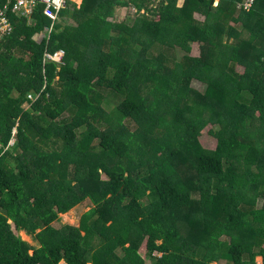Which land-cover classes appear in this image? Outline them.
<instances>
[{"label": "trees", "instance_id": "obj_1", "mask_svg": "<svg viewBox=\"0 0 264 264\" xmlns=\"http://www.w3.org/2000/svg\"><path fill=\"white\" fill-rule=\"evenodd\" d=\"M182 1H69L56 24L43 4L10 14L0 264H264V0ZM96 87L123 100L108 111ZM87 200L80 226L53 225Z\"/></svg>", "mask_w": 264, "mask_h": 264}, {"label": "rangeland", "instance_id": "obj_2", "mask_svg": "<svg viewBox=\"0 0 264 264\" xmlns=\"http://www.w3.org/2000/svg\"><path fill=\"white\" fill-rule=\"evenodd\" d=\"M159 1L160 0H152V3L154 4V6H157L159 4ZM217 3H218V0L215 1V6L217 5ZM115 10H116V18H119L120 20H124V21L127 19H132L137 14L136 10L134 8H130V7H128V8L121 7V8H117ZM195 16L199 20L203 19L198 14H196ZM111 19H113V17ZM236 28L238 29L239 26H236ZM37 38L40 39V37H37ZM199 53H200V45L198 43L193 44L192 45V52L190 55L199 56ZM177 56H178V58H181L183 56V53L180 51L177 53ZM236 70H237V72H241L242 67L237 66ZM191 87L193 89L194 94H197V92L200 94H203L205 92V89H206L205 84H202L196 80L192 81ZM92 93L94 94V96L96 98L101 99L100 103H103L104 108H106L108 111H112L123 100V97L121 95H118V94L114 93L113 91H111L110 89H107L105 87H99V88L96 87L95 89H93ZM127 125H129V127H131V129L135 128V124L132 122L128 121ZM199 139H200L202 145L206 148L213 149L217 145L216 137L214 135L209 134V132L207 130H204L202 132ZM13 142L14 141H12L11 143H13ZM93 207H94V205L89 200H87L86 202L77 206L75 209L69 211L68 213L61 214L59 221L55 222L53 225L57 228H59L63 225L80 226L82 216L85 213H87L88 211H90V209ZM18 234L20 235V237L24 241L28 242L30 245H32L34 247H39V244L33 239V237L31 235H27L25 231H20ZM120 251H121V249L118 250L119 253H120ZM141 253L144 256L146 255L147 250H146L145 245L142 247ZM255 260H256V264H261V257L260 256H257L255 258ZM60 264H65V263L61 262ZM149 264H151V262H149ZM222 264H226V262L223 261Z\"/></svg>", "mask_w": 264, "mask_h": 264}, {"label": "built area", "instance_id": "obj_3", "mask_svg": "<svg viewBox=\"0 0 264 264\" xmlns=\"http://www.w3.org/2000/svg\"><path fill=\"white\" fill-rule=\"evenodd\" d=\"M72 1L76 3V0H8V2L0 7V38L5 33H10L13 28L11 26L10 14L15 13L17 15L25 16L30 18L33 11L39 4L44 5V15L53 21L54 24L59 20V12L65 9L68 2ZM255 0H237L236 9L242 12H248ZM264 17V10H263ZM54 24H51L47 29V35L50 37L51 32L54 29ZM64 51L59 50L55 54L47 53V58L62 62V57L64 56Z\"/></svg>", "mask_w": 264, "mask_h": 264}, {"label": "crops", "instance_id": "obj_4", "mask_svg": "<svg viewBox=\"0 0 264 264\" xmlns=\"http://www.w3.org/2000/svg\"><path fill=\"white\" fill-rule=\"evenodd\" d=\"M181 2H183L182 0H180ZM219 2V1H218ZM75 3V2H74ZM83 3V0H76V4H77V6H80L81 4ZM217 5H218V3H217ZM214 6H215V3H214ZM235 9H236V6H235ZM238 11V10H237ZM111 19V18H110ZM112 21H113V19H111ZM193 44H195V43H193ZM192 44V45H193ZM199 44V43H198ZM194 57H197V56H194Z\"/></svg>", "mask_w": 264, "mask_h": 264}]
</instances>
